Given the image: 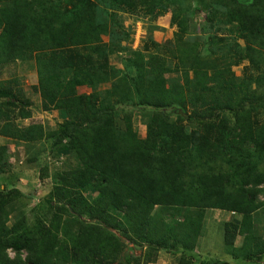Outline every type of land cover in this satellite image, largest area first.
Returning <instances> with one entry per match:
<instances>
[{"label": "trees", "instance_id": "obj_1", "mask_svg": "<svg viewBox=\"0 0 264 264\" xmlns=\"http://www.w3.org/2000/svg\"><path fill=\"white\" fill-rule=\"evenodd\" d=\"M124 12H171L174 39L130 49ZM17 61H35L42 108L65 118L47 131L20 77L0 78V136L53 140L75 164L55 172L33 223L11 219L21 191L0 183V264H149L162 250L193 264L210 209L241 215L222 224L233 259H264V0H0V69ZM130 109L148 112L145 137ZM9 152L0 143V174Z\"/></svg>", "mask_w": 264, "mask_h": 264}, {"label": "rangeland", "instance_id": "obj_2", "mask_svg": "<svg viewBox=\"0 0 264 264\" xmlns=\"http://www.w3.org/2000/svg\"><path fill=\"white\" fill-rule=\"evenodd\" d=\"M143 9H141V12ZM204 13L200 10L197 12V17L194 23H203ZM124 24L129 29L131 28L130 40L125 42L130 49H138L143 47L149 36L155 41L162 44H167L174 39V33L178 29L177 26L171 24V12H168L159 18L152 20L149 15H142V13H122ZM196 25V24H195ZM198 33H201V26L197 25ZM149 45H151L149 43ZM128 52H119L110 56V62L118 66L122 65V57L127 56ZM237 75H243L244 72L250 70L248 62H243L233 67ZM0 78H8L18 76L25 88L26 94L33 99V117L32 121H39L44 123L47 131L56 129L65 116L62 111L53 109L45 111L42 108V98L39 92L33 89V86L38 84V72L35 61H17L11 66H5L0 69ZM174 76V74H172ZM109 87V83L100 85L99 90L103 91ZM81 92H91L92 88L88 86L79 87ZM133 114L134 127L141 137L146 136L148 117L146 110L130 109ZM21 125H27L31 119L19 121ZM51 140V139H50ZM10 141V142H8ZM53 140H51L52 143ZM1 144H9L10 160L12 161V168L7 173L0 174V183H4L8 189H19L21 196H19L11 205V219H15L18 214L25 213L28 216L30 223H33L42 213V199L49 197L52 189V181L57 170L68 168L75 164V160L67 158L63 152L53 146L50 141L45 139L38 142L36 145H29L23 142L14 143L8 138L0 136ZM37 154V155H35ZM31 156H36L35 161H30ZM91 196V195H89ZM264 198V194L260 195ZM45 204V201H44ZM216 209H210L206 213L205 231L207 236L202 238L200 246L194 250L187 252V256L193 260V264H200V262L211 259V261L221 260L226 261L227 264H264V259L259 262L249 260H236L227 252L224 246L222 226L219 224V218L223 217ZM259 218L262 223L264 219V210ZM232 215V214H231ZM236 218V215L233 214ZM226 218V215L223 217ZM11 223V222H10ZM261 227L263 225H260ZM259 227V233L264 235V228ZM242 237L239 236L237 242L240 244ZM240 241V242H239ZM144 249H137L136 254L140 255ZM182 251L171 252L162 250L158 259L154 263L149 264H181L180 257ZM11 256H14L13 251H9Z\"/></svg>", "mask_w": 264, "mask_h": 264}, {"label": "crops", "instance_id": "obj_3", "mask_svg": "<svg viewBox=\"0 0 264 264\" xmlns=\"http://www.w3.org/2000/svg\"><path fill=\"white\" fill-rule=\"evenodd\" d=\"M28 95V94H27ZM33 100V99H32ZM12 162V161H11ZM215 212H218L220 215H223V217H224V215H226V218L224 219L223 217H221V218H219V224H220V226H222V224H224V222L225 221H228V220H231V219H234L236 222L238 221V223H240V221H241V215H239V214H235V213H233V212H228V211H225V210H218V209H216V210H214ZM261 213L262 212H260L257 216H256V219H255V224L257 225V227L259 228V227H261L260 225H263L261 228H264V219H263V222L262 223H260L259 222V218H260V215H261ZM232 214V215H231ZM233 214H235L236 215V218L234 217V215ZM221 234L223 235V231L221 232ZM206 235V234H205ZM205 235H204V237H205ZM207 236V235H206ZM264 236V235H263ZM237 240H238V237H237ZM237 240H236V245H239V243L237 242ZM242 241V240H241ZM240 242V241H239ZM241 243V242H240Z\"/></svg>", "mask_w": 264, "mask_h": 264}, {"label": "water", "instance_id": "obj_4", "mask_svg": "<svg viewBox=\"0 0 264 264\" xmlns=\"http://www.w3.org/2000/svg\"><path fill=\"white\" fill-rule=\"evenodd\" d=\"M198 12V11H197Z\"/></svg>", "mask_w": 264, "mask_h": 264}]
</instances>
